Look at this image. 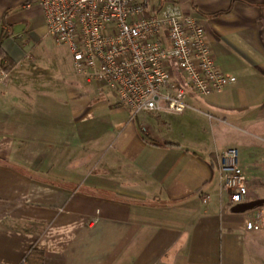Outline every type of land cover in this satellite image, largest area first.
Masks as SVG:
<instances>
[{
	"label": "crops",
	"instance_id": "1",
	"mask_svg": "<svg viewBox=\"0 0 264 264\" xmlns=\"http://www.w3.org/2000/svg\"><path fill=\"white\" fill-rule=\"evenodd\" d=\"M171 1L204 25L232 78L222 92L188 93L181 113L122 106L75 72L65 45L41 57L38 0H0L14 61L0 67V264L261 262L264 0L151 4ZM228 147L249 196L225 206L217 154ZM244 213H262L261 229H246Z\"/></svg>",
	"mask_w": 264,
	"mask_h": 264
},
{
	"label": "built area",
	"instance_id": "2",
	"mask_svg": "<svg viewBox=\"0 0 264 264\" xmlns=\"http://www.w3.org/2000/svg\"><path fill=\"white\" fill-rule=\"evenodd\" d=\"M46 32L68 47L74 70L104 83L119 103L143 110L181 113L188 93L222 92L231 76L216 62L204 25L173 1L154 8L151 0H38ZM225 206L248 199V179L239 150L217 154ZM248 230L263 226V214H245Z\"/></svg>",
	"mask_w": 264,
	"mask_h": 264
},
{
	"label": "rangeland",
	"instance_id": "3",
	"mask_svg": "<svg viewBox=\"0 0 264 264\" xmlns=\"http://www.w3.org/2000/svg\"><path fill=\"white\" fill-rule=\"evenodd\" d=\"M53 40L51 39V37L49 35H45V38H43L41 41V44H39L40 45V48H39L40 54L39 55L41 57L45 58L46 60H50L52 58V56L51 57L48 56V54H50L49 53L50 48L56 49V51L59 49V50H62L64 52H67V49L65 48V46L58 45L55 42V40L54 41ZM259 256H260V258H258V259H261V262H259V264H264V247H263V249H260Z\"/></svg>",
	"mask_w": 264,
	"mask_h": 264
},
{
	"label": "trees",
	"instance_id": "4",
	"mask_svg": "<svg viewBox=\"0 0 264 264\" xmlns=\"http://www.w3.org/2000/svg\"><path fill=\"white\" fill-rule=\"evenodd\" d=\"M7 36V33H2L0 35V67L4 69V71H9L14 66V61L7 56L2 48V42Z\"/></svg>",
	"mask_w": 264,
	"mask_h": 264
}]
</instances>
